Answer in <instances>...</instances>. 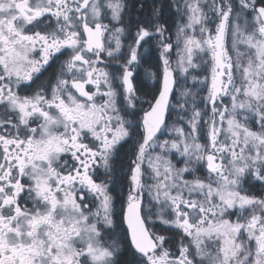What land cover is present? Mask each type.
<instances>
[{
  "label": "snow or ice",
  "instance_id": "1",
  "mask_svg": "<svg viewBox=\"0 0 264 264\" xmlns=\"http://www.w3.org/2000/svg\"><path fill=\"white\" fill-rule=\"evenodd\" d=\"M168 7L0 0V264H264V0Z\"/></svg>",
  "mask_w": 264,
  "mask_h": 264
},
{
  "label": "flooded vegetation",
  "instance_id": "2",
  "mask_svg": "<svg viewBox=\"0 0 264 264\" xmlns=\"http://www.w3.org/2000/svg\"><path fill=\"white\" fill-rule=\"evenodd\" d=\"M130 2H132V0H130ZM168 3H169V0H143V12L140 13V15L142 18L143 17H151L154 5H160V4L164 5L165 4L167 6V12H166V14H163V13L161 14V18H160L161 23H165L168 26L169 32L172 34L173 43H175V28H176L177 16L175 15L174 11L168 7ZM137 7H139V5H137ZM136 15H137V13H136L135 9H133V12H132L133 19H135ZM166 35H168V33H166ZM153 47H154V45H153ZM172 54L176 55L175 50H173ZM156 56H158V53L155 54L154 56H147L146 55L145 60L142 62L141 66L138 69L139 75H138L137 79L143 77L144 73L146 71L156 72L158 70L157 65H156ZM61 59H63V57H61ZM58 63H59V61H56L53 63L52 67L49 68L47 72H45V77L51 75L54 72V70L58 66ZM147 83L149 86L152 84L151 80H149ZM144 92H147V89H144L142 91V93H141L142 96H143ZM197 175H200L199 172H197ZM188 178L191 179L192 177L189 176ZM255 184L258 185L257 183H255ZM248 185L252 186L251 183H249ZM247 194H251V195H255V196H261L260 193H256V192H253V193L247 192ZM231 219L234 220V215L231 216ZM124 227L126 228V226H124ZM111 239H115L118 242H121V232H120L119 227H117L114 232L106 234L105 240L110 242ZM122 257L120 259H122ZM126 259H127V257H126Z\"/></svg>",
  "mask_w": 264,
  "mask_h": 264
},
{
  "label": "rangeland",
  "instance_id": "3",
  "mask_svg": "<svg viewBox=\"0 0 264 264\" xmlns=\"http://www.w3.org/2000/svg\"><path fill=\"white\" fill-rule=\"evenodd\" d=\"M175 58H176V55L172 54V59L173 61H175ZM152 83V81H151ZM169 124L171 125V119L169 120ZM168 136V132L166 131L165 132V135L161 137V139H164ZM175 162V161H174ZM178 167H183V164L180 163L177 165ZM252 188L251 189H248V191L250 193H253V192H256V193H261V195H264V187H262L260 184L259 185H256L255 183L252 184Z\"/></svg>",
  "mask_w": 264,
  "mask_h": 264
},
{
  "label": "trees",
  "instance_id": "4",
  "mask_svg": "<svg viewBox=\"0 0 264 264\" xmlns=\"http://www.w3.org/2000/svg\"><path fill=\"white\" fill-rule=\"evenodd\" d=\"M150 10V9H149ZM150 12V11H149ZM167 12V6L164 4L163 5V10H162V13L163 14H166ZM125 261H126V256H123L122 259H121V264H125Z\"/></svg>",
  "mask_w": 264,
  "mask_h": 264
}]
</instances>
